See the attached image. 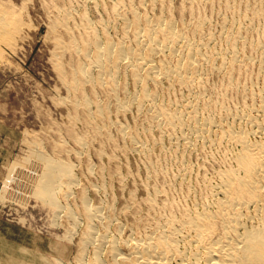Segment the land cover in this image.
<instances>
[{"label": "bare ground", "instance_id": "1", "mask_svg": "<svg viewBox=\"0 0 264 264\" xmlns=\"http://www.w3.org/2000/svg\"><path fill=\"white\" fill-rule=\"evenodd\" d=\"M44 3L52 68L67 94L58 99L69 107L65 134L76 148L70 153L59 134L56 151L47 154L29 138L32 167L13 162L6 184L49 205L54 221L63 217L65 239L79 225L83 229L72 262L42 254L41 264H264V0ZM15 7L0 2V46H15L28 26L18 12L23 8ZM212 75L218 82H210ZM127 112L132 123L116 118ZM77 121L91 134L76 132ZM112 131L122 146L144 155L149 175L160 179L149 182L139 202L128 191L118 211L86 193H106L109 176L121 183L116 167L107 172L101 164L93 171L87 161L86 172L101 177L90 184L70 159L81 158L95 139L114 145ZM165 140L170 149L160 152L168 149L181 165L171 184L152 158ZM102 146L97 157L118 159ZM206 149L212 157L205 170L190 166L189 155ZM194 166L198 181L191 180ZM172 188L185 189L183 202L174 200ZM2 251L10 264H29L16 255L26 257L30 249Z\"/></svg>", "mask_w": 264, "mask_h": 264}, {"label": "rangeland", "instance_id": "2", "mask_svg": "<svg viewBox=\"0 0 264 264\" xmlns=\"http://www.w3.org/2000/svg\"><path fill=\"white\" fill-rule=\"evenodd\" d=\"M1 1L3 4L4 2H7L10 7L13 5L20 9L22 7L25 11L22 10L21 12V10H18V12H21H19L21 19L25 21L28 26H26V29L24 28L23 30V36H21L22 39L20 37V40L18 39L17 41H14L13 44L15 46H12L11 48H9L6 44H1L0 46V50L2 49L0 54V264H10L8 260V256L10 254L2 251L4 246L11 248V255L18 254V252L15 253V249L17 250V248L20 247L23 249H30L31 252L26 257L23 255H16V258L24 259L29 264H41L42 262L40 257L42 254L47 257L52 255L51 258L53 256L58 259L61 258L65 260L63 261L65 263L72 262L74 258L71 257L75 255L77 249L75 241L78 240L79 235L82 233L81 230L83 229V225H79L74 229L76 230L75 234L73 230L70 237L71 239L73 238L72 240L65 239V237L68 238L69 236H67L66 233V224L62 223L64 220L63 217L59 218L61 220L58 219L59 221L57 220V222L54 221L56 219H53L52 210L49 205L33 196H30L29 194L24 193L18 188L6 184V177L9 171L8 169L13 164L18 163V165H21L22 167H32V153L30 151L32 143L30 142L33 140L39 142L43 147L42 149L44 151L46 150L47 154H52L50 152L54 151V149L56 151L57 147L55 148L52 145H56L55 143L58 140H56V138L59 137V134L62 135L59 138L62 137L63 139L61 138V140H65L64 142L69 144L68 146L66 143L69 148H76L73 142L70 141L72 139L67 138L68 135L66 136L67 132L65 129L69 121V107L65 103H60L61 98L65 97L67 94L60 79L55 73V69L52 68L53 65L51 62L50 51L52 49V43L48 37L50 36V31L45 14L46 4L44 3V1L47 2V0H0V2ZM23 3H27L25 7H23L24 5H21ZM215 18L217 20L216 16ZM241 80L248 88L254 87L249 78L242 76ZM210 82H218L217 76L212 75ZM112 116L115 118L114 112L111 113V117ZM116 118L130 124L133 120V113L127 112L124 116L120 115V117ZM80 122L81 123L77 121L74 123L76 127H73V129L75 128L78 133L79 131H82L83 133V131L87 130L88 132L85 131V133L91 134L89 129L84 128V126L83 128L81 127L83 122ZM64 124L65 126L63 128L62 126ZM112 134L113 138L116 139H112V142L115 144L118 143L117 145L119 148H126L124 145L122 146L121 141L117 140V136L114 131H112ZM157 134V131H153L150 135H152V137H157ZM100 140L101 139H95V143H93L88 150L86 149L83 152V155L85 156L82 155V157L78 160L73 156L70 157L72 161L75 160L78 162L77 164V162L75 163L74 161V163L77 164L74 169L76 175L80 177L82 181L88 183V178H90L92 183H89L96 184V182H100L98 180H101V177H99L100 175H97V172L93 171H95L97 167L102 164V167H104L107 172L112 171L111 169L114 171L116 167L115 171H117L120 176L122 175V177H126L127 179L125 178V181L124 178H122L121 183H119L110 176L109 178L106 177L105 183L108 187L106 188V193H96L91 190H87L86 193L91 201L94 200V202H96L100 201V199L101 201H107L113 208L115 207L114 209L116 211H118V207L122 208L126 202L125 200H129L128 194L131 191L132 192L130 194L132 195V198H135V201L139 202L141 198L146 196V192L148 194L153 183H160V179L158 177L151 176L154 172L149 175V169H147L144 164V161L146 160L144 155L138 154L133 150L131 151L128 148L125 149V153L122 151V148H118L115 153L114 149L118 146H114L115 144L111 145V142L107 143V140H105L106 142L104 140H101V142ZM28 141H30L29 144ZM97 141L101 145H104L102 147L106 149L107 153L114 152V156L116 157L113 158L118 159L115 160L112 158L113 160H111L110 158H107L108 155H104L103 158L102 156L97 157L98 155H95L97 154L95 153V150L100 145ZM169 144L170 143L165 140L163 141V144L159 143L157 147H154L155 150L153 149L152 158L155 156L157 160H160V167L162 166V170H164V168L166 169L168 173L167 177H169V183L171 184L175 181L173 180L175 179L174 176L178 175L181 165L178 164L179 162L177 163L176 159H174L171 151L167 149V151L164 152V150L169 147ZM162 146H165L166 148H163ZM91 148H93L94 151ZM161 148L164 149L162 152H160ZM50 149L52 151H50ZM118 151H120V155L118 154ZM208 151L209 149L200 151L201 155L197 152H192L190 155L188 153L182 154L186 155L187 159V156L189 155L190 160L188 159V161L190 164L192 163L190 166L198 165L201 171H204L205 167L208 165V159L212 157L210 156L212 151ZM72 152L73 150L71 149L70 153ZM179 152L181 155L180 149ZM164 153H166V157L168 156L166 161L162 156ZM217 155L218 153H214V156ZM144 158L145 160H143ZM163 160L165 162H162ZM87 161L91 162V164H89L91 166L93 165L92 167L95 168L93 169L88 164L92 168L93 171H91L94 175L92 172V174L86 172ZM107 161H109L110 164ZM114 164L115 166H113ZM193 169L191 177L194 179L191 178V180L196 179L198 181L201 179V173H199L200 177H198L196 173L197 168L194 166ZM92 175L93 177L91 178ZM95 178L98 179L96 180ZM171 178L173 179L171 180ZM145 183L148 185H146L147 187H145ZM161 183L165 189L171 188L168 182L165 184H163V182ZM143 187L145 189H143ZM178 189L179 188L173 189L175 192L172 190V196L177 202H183L185 189ZM168 190L170 191V189ZM104 193L106 195H104ZM111 196L112 198H110ZM60 225L64 226L62 227ZM61 238H64V240ZM69 240L71 241L69 242ZM57 245H59L58 248H56Z\"/></svg>", "mask_w": 264, "mask_h": 264}]
</instances>
